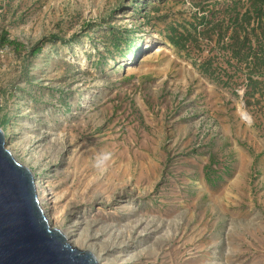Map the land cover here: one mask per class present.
Masks as SVG:
<instances>
[{"label": "rangeland", "instance_id": "obj_1", "mask_svg": "<svg viewBox=\"0 0 264 264\" xmlns=\"http://www.w3.org/2000/svg\"><path fill=\"white\" fill-rule=\"evenodd\" d=\"M0 129L99 264H264V0H0Z\"/></svg>", "mask_w": 264, "mask_h": 264}, {"label": "water", "instance_id": "obj_2", "mask_svg": "<svg viewBox=\"0 0 264 264\" xmlns=\"http://www.w3.org/2000/svg\"><path fill=\"white\" fill-rule=\"evenodd\" d=\"M36 184L33 172L7 149L0 129V264H99L51 227Z\"/></svg>", "mask_w": 264, "mask_h": 264}, {"label": "bare ground", "instance_id": "obj_3", "mask_svg": "<svg viewBox=\"0 0 264 264\" xmlns=\"http://www.w3.org/2000/svg\"><path fill=\"white\" fill-rule=\"evenodd\" d=\"M7 143H8V138H7ZM37 192H38V198H39V203L42 207V209L45 211L46 213V216H47V220L49 223H51L52 221H56L57 219L55 218V216L53 217V212L50 213V210H53L51 209V206H52V198H51V195L49 193V191L47 190V188L43 185V183L41 181H38L37 182ZM58 222V220L56 221ZM69 243L75 247V245H77V242H71L69 241ZM76 248V247H75Z\"/></svg>", "mask_w": 264, "mask_h": 264}]
</instances>
